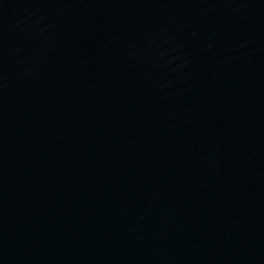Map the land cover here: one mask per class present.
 Masks as SVG:
<instances>
[{"label": "water", "instance_id": "1", "mask_svg": "<svg viewBox=\"0 0 264 264\" xmlns=\"http://www.w3.org/2000/svg\"><path fill=\"white\" fill-rule=\"evenodd\" d=\"M0 264H264V0H0Z\"/></svg>", "mask_w": 264, "mask_h": 264}]
</instances>
